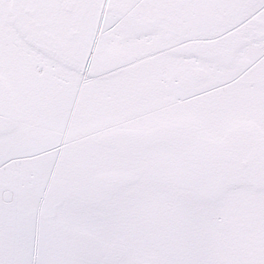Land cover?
Instances as JSON below:
<instances>
[{
  "label": "snow or ice",
  "instance_id": "6c2138e0",
  "mask_svg": "<svg viewBox=\"0 0 264 264\" xmlns=\"http://www.w3.org/2000/svg\"><path fill=\"white\" fill-rule=\"evenodd\" d=\"M0 264H264V0H0Z\"/></svg>",
  "mask_w": 264,
  "mask_h": 264
}]
</instances>
